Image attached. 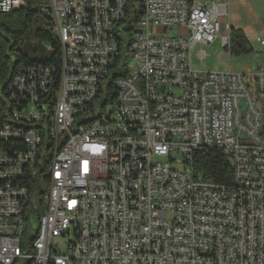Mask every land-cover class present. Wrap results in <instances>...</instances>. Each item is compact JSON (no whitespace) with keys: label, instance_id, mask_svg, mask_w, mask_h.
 Wrapping results in <instances>:
<instances>
[{"label":"built area","instance_id":"built-area-1","mask_svg":"<svg viewBox=\"0 0 264 264\" xmlns=\"http://www.w3.org/2000/svg\"><path fill=\"white\" fill-rule=\"evenodd\" d=\"M26 6L49 22L59 63L18 67L7 83L0 264H264V55L252 71L192 66L194 47L201 60L216 41L230 59L226 3L0 0V13ZM208 145L232 185L195 172ZM38 172L46 207L33 227Z\"/></svg>","mask_w":264,"mask_h":264},{"label":"trees","instance_id":"trees-1","mask_svg":"<svg viewBox=\"0 0 264 264\" xmlns=\"http://www.w3.org/2000/svg\"><path fill=\"white\" fill-rule=\"evenodd\" d=\"M39 16L45 20V25L35 27ZM132 28L133 22L129 21L126 33ZM29 37L42 45L37 44L31 47L23 44ZM124 48L125 46H121V51H124ZM252 52L251 43L244 32L241 29H230V55L247 56ZM58 63V41L49 28V22L39 10L26 6L8 13H0V114H4L7 110L4 101L7 96V83L18 67L38 64L58 66ZM193 165L195 172L205 181L227 186L233 183L232 167L221 149L217 147L208 145L198 149L193 157ZM39 182L42 184L45 182V177L40 172L29 180V198L25 208L26 220L32 221L33 217L37 220L42 212L36 206V200L40 203V191L36 190Z\"/></svg>","mask_w":264,"mask_h":264},{"label":"rangeland","instance_id":"rangeland-1","mask_svg":"<svg viewBox=\"0 0 264 264\" xmlns=\"http://www.w3.org/2000/svg\"><path fill=\"white\" fill-rule=\"evenodd\" d=\"M205 1V0H200ZM41 25H45V20L43 18H40L38 21L35 22V27H41ZM172 33H176V31H172ZM23 44L30 45L31 47H34V45L40 44L36 40L32 39L31 37L24 40ZM200 51V47L196 46L192 50L193 56H192V66L194 69L204 71V72H215V71H227L230 70L232 72H244L245 70L252 71V66L255 63L254 58H252V55L247 56H234L231 55L230 59H224L221 58V55L225 53V49L219 44L218 41H216L211 46H203L201 48V51L205 53L204 57L200 60L197 56V53ZM260 57L264 55L263 52L259 53ZM115 70L109 73L108 79L104 81V86L106 87L107 84L110 82L112 78V74ZM106 98V93L104 92L98 99H96L93 103L94 111L92 113L87 114L88 117H96L100 111L102 110L104 101ZM39 185L41 187H39ZM42 188V182H39L37 184V192L40 191ZM36 206L40 208L41 211H43L46 207V203L36 200ZM33 227L36 226V217H33L32 219ZM57 249L59 252L63 253L65 251V240L64 238H61L58 240Z\"/></svg>","mask_w":264,"mask_h":264},{"label":"crops","instance_id":"crops-1","mask_svg":"<svg viewBox=\"0 0 264 264\" xmlns=\"http://www.w3.org/2000/svg\"><path fill=\"white\" fill-rule=\"evenodd\" d=\"M227 5V18L230 29H241L253 48L255 63L261 52L258 43L264 39V0H221ZM260 56V55H259Z\"/></svg>","mask_w":264,"mask_h":264}]
</instances>
